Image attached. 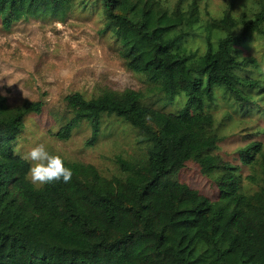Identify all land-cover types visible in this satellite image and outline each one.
I'll return each instance as SVG.
<instances>
[{
    "label": "trees",
    "instance_id": "1",
    "mask_svg": "<svg viewBox=\"0 0 264 264\" xmlns=\"http://www.w3.org/2000/svg\"><path fill=\"white\" fill-rule=\"evenodd\" d=\"M234 1L223 12L235 20L229 26L224 17L203 20L198 0H0L8 30L22 20H63L96 6L125 66L170 102L187 97L178 113H167L148 104L142 89L66 95L59 139L69 140L88 123L93 145L105 117L116 116L137 130L145 152L118 155L120 174L112 177L61 155L71 181L38 187L27 178L31 163L16 148L25 119L41 114L45 102L13 105L0 94V264H264V141L239 148V163L225 160L215 153L223 137L206 109L219 86L241 108L257 102L249 90L261 81L228 69L233 61L247 64L234 60L228 43L245 44L240 31L264 11V0H253L259 8L241 17L233 15ZM255 30L264 36V26ZM200 32L201 54L183 44ZM189 163L217 187L216 199L179 179ZM244 167L251 190L243 184Z\"/></svg>",
    "mask_w": 264,
    "mask_h": 264
},
{
    "label": "rangeland",
    "instance_id": "2",
    "mask_svg": "<svg viewBox=\"0 0 264 264\" xmlns=\"http://www.w3.org/2000/svg\"><path fill=\"white\" fill-rule=\"evenodd\" d=\"M176 2L177 0H170ZM202 18L224 17L229 0H198ZM233 15L241 17L248 8H259L253 0H235ZM129 1L122 8L127 9ZM96 6L76 9L67 13L63 20L30 19L16 22L9 30L0 21V94L13 105L25 99L43 100L41 114H31L17 144V152L23 156L30 144L44 143L50 152L62 155L69 161H82L96 166L101 174L119 175L116 164L118 155L126 158L141 155L145 144L140 141L136 129L116 116L105 117L98 140L88 144L92 131L90 124L83 123L69 140L59 139L55 133L61 127L67 112L65 96L81 92L87 98L99 95L105 88L127 87L145 90V101L152 107L167 113H178L186 103L185 94L176 96L173 102L154 88L143 74L129 70L118 54V41L110 31L103 32L104 19ZM227 25L235 20L224 17ZM264 26V11H259L252 20H247L240 32L248 39L228 43L234 60H246L238 66L236 61L227 64L228 69L261 81L252 88L254 104H240L224 94L223 87L215 88V100L207 105L216 120V130L223 137L219 149L225 160L239 163L238 150L250 141H264V36L255 29ZM202 32L183 41L188 49L203 52L206 48ZM255 59V61H253ZM251 60V61H250ZM248 90V89H247ZM244 186L251 190L255 186L248 181L249 168L242 170ZM179 179L189 183L212 199L218 197V189L200 172L196 163L183 168Z\"/></svg>",
    "mask_w": 264,
    "mask_h": 264
},
{
    "label": "clouds",
    "instance_id": "3",
    "mask_svg": "<svg viewBox=\"0 0 264 264\" xmlns=\"http://www.w3.org/2000/svg\"><path fill=\"white\" fill-rule=\"evenodd\" d=\"M259 71L264 73V65ZM22 159L31 163L27 178L35 186L63 181L69 183L73 176L71 168L66 167L64 158L50 152L44 143L30 144L22 156Z\"/></svg>",
    "mask_w": 264,
    "mask_h": 264
}]
</instances>
